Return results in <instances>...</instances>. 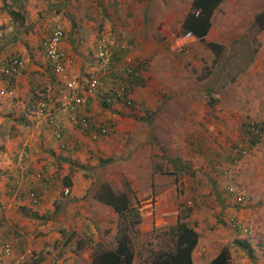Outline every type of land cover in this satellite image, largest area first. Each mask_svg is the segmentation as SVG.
Returning a JSON list of instances; mask_svg holds the SVG:
<instances>
[{"label": "crops", "instance_id": "1", "mask_svg": "<svg viewBox=\"0 0 264 264\" xmlns=\"http://www.w3.org/2000/svg\"><path fill=\"white\" fill-rule=\"evenodd\" d=\"M190 5L191 0H0V66L13 56L23 63L15 76L0 72V89L12 91L0 95V203L6 206L0 249L1 242L12 247L8 256L0 250V264L21 254L23 264H89L93 247L113 248L118 215L93 197L99 182L123 194L136 212L140 197H155L153 214L138 212L133 228L144 237L163 228L157 236L161 244L149 252L166 248L169 226L178 221L197 235L193 264L220 251L228 257L220 249L228 239L246 250L247 264H264L252 239L237 231L264 223V136L244 142L242 155L232 154L233 145L243 144L249 118L264 116V27L256 30L252 24L264 0L220 1L202 39L192 37L187 55H173L167 50L169 34L182 30ZM54 22L63 29V70L77 82L78 92L97 72L94 42L100 35L145 62L144 83L131 92L132 106L100 102L114 85L104 76L98 78L99 91L76 110L92 123L111 120L112 129L95 139L68 121L61 101L67 89L44 55L43 42ZM248 30L253 46L245 40ZM242 40L252 58L221 86L220 66L225 71L228 55ZM207 43L218 44L219 50ZM224 49L227 54L220 58ZM201 67L205 72L197 78ZM113 68L114 75L124 77L120 61ZM240 78L241 96L231 94ZM207 90L214 98L211 105ZM220 91L226 93V107L220 105ZM39 100L45 106L37 120L31 111ZM49 119L60 125L59 137ZM162 129L177 138L166 137L168 154L159 157L155 139ZM204 138L217 146L204 144ZM29 190L37 194V203L28 201ZM259 194L263 204L254 205Z\"/></svg>", "mask_w": 264, "mask_h": 264}, {"label": "trees", "instance_id": "2", "mask_svg": "<svg viewBox=\"0 0 264 264\" xmlns=\"http://www.w3.org/2000/svg\"><path fill=\"white\" fill-rule=\"evenodd\" d=\"M220 1L222 0H191L190 9L189 11H187L184 18L181 21V27H182L181 31H190V33L194 38L201 40L202 37L205 35V32L209 26L210 15L213 9ZM55 23L57 22H54V24ZM252 24L253 26H255L256 30H259L264 27V10L256 12L254 14ZM62 33H63V29H62ZM100 36L96 38L94 42V48L96 41ZM105 46L108 48L110 54V56L108 55L107 57V62L109 65L108 67H110V71L107 75L104 76L111 78V80L114 82V85L107 92H104L100 96V102L103 104H104L103 97L117 85V77L120 78L121 76V75L113 74V70L115 68V67L113 68V64L115 63V61H118L123 54H126L122 45L118 43H114V41L112 42L106 37H105ZM207 46L214 52L219 50L218 44L207 43ZM255 50L256 48H254L251 52H254ZM245 55L244 57H242V61H240L239 64L235 65V67L232 66L228 69L226 67L225 71L223 70L224 66L222 67L221 64L220 71H222V77L218 82L219 85L223 86L226 81H231L239 72H241L247 66L248 62L252 58L253 53H249L248 55L247 54ZM14 57L15 56H13L12 58ZM142 63L143 66H141L140 68L142 73V76L140 78L141 84L139 83L137 88L141 87L144 83L145 62L142 61ZM98 91H99V85L97 83V88L95 93ZM205 94L207 95V104L211 105V102L214 101V98H212L208 90L207 92H205ZM245 130L246 129L244 128V132L242 136L243 144H240L243 150L245 149L244 142H248V144L250 143L252 144L258 141L259 138V137L252 138L251 136L245 138ZM82 134L87 136V134L85 133ZM235 146L236 145H233L232 148H234ZM237 155H242V153L236 152V156ZM93 197H95V199H97L102 203L111 205V207L118 215V221L116 225L117 235L115 237L116 239L115 246L111 249H104L99 246L93 247V253L91 255L89 264H130L132 257L134 255L133 252L134 250L130 242L129 232H132L134 225L139 223L140 221L139 213L133 210V208L129 206V203L127 202V199L123 194L114 193L106 183L99 182L95 184ZM3 220H4V215L0 214V224ZM169 232H170L169 235L170 237L167 242L168 245L166 244V248L165 249L159 248L157 250L151 251L149 258L145 261V264H193L190 259V253L197 242L196 233L191 228H189L184 222H178V221L172 226H169ZM1 244L2 245L0 250L2 255L4 256L5 254L3 253L2 246L5 244L9 250H11L12 247L7 242L5 243L1 242ZM243 245L247 246V243L243 242ZM227 259L228 257L225 251H220L213 258L202 264H227L228 262Z\"/></svg>", "mask_w": 264, "mask_h": 264}, {"label": "built area", "instance_id": "3", "mask_svg": "<svg viewBox=\"0 0 264 264\" xmlns=\"http://www.w3.org/2000/svg\"><path fill=\"white\" fill-rule=\"evenodd\" d=\"M22 1V0H19ZM63 36L62 26L60 23H55L43 42L44 55L49 60L51 64V69L54 74L60 77L63 83V87L67 90L61 93L62 106L68 114V121L75 126V128L81 132L87 134L89 139H95L97 136L105 134L112 129V122L109 119L103 120L98 123H92L87 117L82 115H76V110L80 105H84L87 102V97L93 95L97 88L98 77L107 75L110 71L108 67L107 57L109 54L108 48L105 46V38L100 36L95 44V55L97 58V72L93 76H90L84 86L82 92H78L76 87V81L69 78L64 70L62 60L64 59V53L59 48V43ZM192 34L190 31H171L167 41V50L171 54L175 55H185L188 50V44L192 39ZM122 63V68L124 70V77H117V85L111 89L104 97V104H109L113 101H119L125 106H132L134 103V98L131 92L134 88H137L140 83V78L142 76L141 66L143 63L140 59L123 54L118 60ZM22 67V61L18 57L9 59V61L3 66H1L0 71L5 76H15L20 73ZM141 84V83H140ZM0 94L10 95L11 91H0ZM44 102L38 101L33 114L37 120L44 114ZM49 123L55 128V136H60V125L49 119ZM245 138L251 136L252 138L261 137L264 135V120L262 121H252L249 120L245 123ZM236 152H241L243 154L244 150L240 144H236L232 148V154ZM63 192H67V188L63 189ZM28 198L31 203H36L38 198L33 192L28 193ZM150 204H141L137 207V210L143 211ZM5 206L0 204V214L4 215ZM231 227H236L234 221L231 222ZM243 233L248 234L249 230L245 226L238 227ZM3 253L5 256L9 255L10 250L4 244L2 246ZM24 256L21 254L14 258H11L7 264H23Z\"/></svg>", "mask_w": 264, "mask_h": 264}, {"label": "rangeland", "instance_id": "4", "mask_svg": "<svg viewBox=\"0 0 264 264\" xmlns=\"http://www.w3.org/2000/svg\"><path fill=\"white\" fill-rule=\"evenodd\" d=\"M249 31V30H248ZM247 31V36H246V39L245 40H248V42H249V44L251 45V46H253V43L254 42H252L251 40H250V36H251V31H249L248 32ZM105 38V37H104ZM244 40V41H245ZM252 42V43H251ZM255 44V43H254ZM259 44H260V42H259ZM243 46H245V44L243 43V40L241 41V43L238 45L237 44V46L233 49L232 48V52H231V55H228V57H227V60L225 61V64H226V67L230 64L231 66H233V67H235V65H237V64H239V62L240 61H242V57H244L243 55L245 54V51L243 50ZM188 47H189V44H188ZM213 51V50H212ZM189 52V50H187V53ZM223 53L221 54V56H220V58H223L227 53V50H223L222 51ZM187 53L185 54V55H187ZM173 55H175V54H173ZM130 56V55H129ZM178 56H184V55H178ZM199 72V74H196V76L195 77H197V78H200L203 74H204V72H205V70H204V67H201V68H199V70H198ZM243 78H240V79H238L237 81H235L234 82V84H233V87H232V92H231V94H235V95H238V96H241V93H242V90H241V86H239V80H242ZM244 80V79H243ZM213 87V89H215V88H218L217 87V85L215 84V85H213L212 86ZM245 93H247V92H244V94ZM225 96L226 95V93H223V92H219V96H220V98L222 97V96ZM224 96L222 97V99H221V103H220V105L222 106V107H226V106H228V104H226L225 102H227L226 101V99L224 98ZM234 98H237V97H234ZM240 98V97H239ZM259 98H260V95H259ZM206 99V98H205ZM237 101H238V99H237ZM237 104L238 105H240L239 104V101L237 102ZM206 105V107H208L207 106V104H205ZM236 105V104H235ZM244 105H246V104H244ZM248 105V104H247ZM221 107V108H222ZM243 108H246V106H243ZM249 119H253L254 121H262V120H264V116L262 117H259V118H256V117H252V118H249ZM252 120V121H253ZM166 131L167 130H165V132L163 131V129H162V132L163 133H161V134H158L157 133V136H156V143L158 144V150L160 151L159 152V157H160V154L162 155L164 152L166 153V154H168V151H167V145L166 144H168L167 143V141H166V137H168V139H169V141H172L171 140V137L174 139V140H176L175 138H177V136H175V137H173V136H171V135H167L166 134ZM264 136V135H263ZM207 137H211V136H207ZM240 137H241V135H240ZM264 138V137H263ZM173 140V141H174ZM203 142H204V144H206V145H209V144H212V145H214L215 147L217 146V142L216 141H214V140H209V139H203ZM264 142V140H262V142H260V143H263ZM209 147V146H208ZM148 182V181H147ZM108 183V182H107ZM138 194H141V191H138ZM154 196L153 195H148V196H146V197H140V199H138L137 200V204L136 203H134V205L136 204V207H138L139 205H141V204H150L149 206H147L143 211H138L137 210V212H139L140 214H142V215H144V214H149V216H151V214H153V210H154V202H155V197L153 198ZM258 201L260 202V203H262L263 204V200H262V198H261V194H259V197L257 198V199H255L254 200V205L255 204H257L258 203ZM252 204V208L251 209H253L254 208V205ZM259 205V204H258ZM3 206H5V205H3ZM257 207H259V206H256V209H257ZM5 208H6V206H5ZM260 211H258V212H255V214H256V216H255V220L258 222V221H261L260 219H261V214L260 215H257V213H259ZM141 215V216H142ZM149 224V223H148ZM259 224H261V223H258L257 225H255V229H253V228H251V233H250V235H248V237L249 238H251L252 239V241H251V243H253V244H255V247L257 248V250H258V252L261 254V255H264V223L262 222V226L261 225H259ZM140 226V224L139 225H137V229H138V227ZM156 229L155 230H153V232L150 234V235H145V236H147V237H144L139 231H137L136 233L134 232V231H132V232H129V237H130V242H131V244H132V248H133V250H135L134 251V253H135V256H134V264H145L144 263V260L148 257V255H150V252H149V250H152V248H154L155 246H157V245H160L161 243L158 241V239L159 238H157V236L160 234V230H162L163 228H161V227H155ZM239 235V234H238ZM237 235V236H238ZM148 244H150V246L148 245ZM237 246V244H236V239H231V240H223V245L220 247V249H226V251H227V253H228V263L229 264H240V262H241V264H247L248 262H246V256H245V254H247L246 253V250H241L242 248H239V247H236ZM212 249H214L213 248V246H212ZM215 249H217V247H215ZM219 249V250H220ZM218 250V251H219ZM252 250H253V248H252ZM251 256L253 255V253L251 252V254H250ZM264 257V256H263ZM148 259V258H147ZM146 259V260H147ZM210 260V259H209Z\"/></svg>", "mask_w": 264, "mask_h": 264}, {"label": "clouds", "instance_id": "5", "mask_svg": "<svg viewBox=\"0 0 264 264\" xmlns=\"http://www.w3.org/2000/svg\"><path fill=\"white\" fill-rule=\"evenodd\" d=\"M63 37V36H62ZM62 39V38H61ZM60 48V47H59ZM44 52V51H43ZM4 64V63H3ZM1 66H3V65H1ZM1 66H0V68H1ZM1 72V71H0ZM2 74V73H1ZM3 76H5V75H3ZM6 77H10V76H6ZM7 91V90H9V89H0V91ZM11 91V90H10ZM0 95H5V94H0ZM12 95V91H11V94L10 95H7V96H11ZM37 104V103H36ZM36 108V106L32 109V111H31V113L33 114V111H34V109ZM34 115V114H33ZM34 118L35 119H37L36 117H35V115H34ZM29 192H33L34 194H35V196L38 198V196H37V194L34 192V190H29V191H27L26 192V196H27V199H28V201L30 202V200H29V198H28V193ZM38 200V199H37ZM31 203V202H30ZM37 203V202H36ZM0 204H2V205H4L3 203H0ZM31 204H35V203H31ZM4 213H5V211H4ZM241 226H245V227H247L248 228V230H249V233L248 234H246V233H243L239 228L237 229V231L239 232V234L241 233V234H243V236H246V237H248V235H250V233H251V228H249V226L248 225H241Z\"/></svg>", "mask_w": 264, "mask_h": 264}]
</instances>
